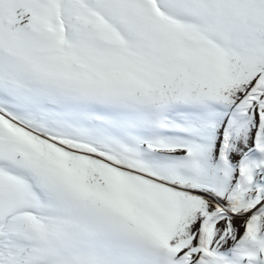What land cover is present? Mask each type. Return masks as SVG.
<instances>
[{"label": "snow or ice", "instance_id": "obj_1", "mask_svg": "<svg viewBox=\"0 0 264 264\" xmlns=\"http://www.w3.org/2000/svg\"><path fill=\"white\" fill-rule=\"evenodd\" d=\"M0 264H264V0H0Z\"/></svg>", "mask_w": 264, "mask_h": 264}]
</instances>
